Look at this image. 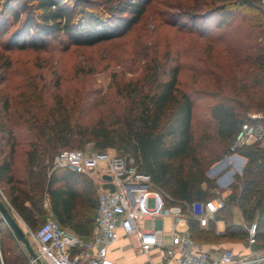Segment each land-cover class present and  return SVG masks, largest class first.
I'll use <instances>...</instances> for the list:
<instances>
[{
  "label": "trees",
  "instance_id": "obj_1",
  "mask_svg": "<svg viewBox=\"0 0 264 264\" xmlns=\"http://www.w3.org/2000/svg\"><path fill=\"white\" fill-rule=\"evenodd\" d=\"M150 1L0 0V34L2 38L8 36L0 46L3 45L5 52L27 47L41 50L54 39L66 46H94L125 35L142 19ZM164 1L161 4L166 8L163 11L166 21L182 27L190 22L195 28L199 21L207 22L214 14L228 16L243 10L261 11L253 0ZM19 22L20 26L14 28ZM253 44L255 51L245 54L244 58L256 72L244 84L249 88L264 87V41ZM9 61L10 57L6 56L0 67L8 65ZM179 70V66L169 69L164 66L160 72L156 65L147 68L148 72L132 85L131 107L122 119L119 117L113 125L102 119L90 129L79 131L71 125L73 103L51 105L46 113L35 112L34 102L27 93L22 94L19 101L9 93L0 95V188L8 202L1 196L0 201L35 232L47 220L49 213L44 201L49 198L52 216L63 227L88 238L97 209L94 185L83 174L66 168L53 169L51 164L58 151L74 144L83 146L87 141L92 142L97 151L115 148L129 154L127 145L132 144L140 170L150 174L156 184L177 200L192 204L213 198L209 190L214 185L206 176V166L219 157L209 159L204 155V150L210 146L208 135L196 138L194 98L192 93L181 91ZM1 80L4 81V77ZM12 106L16 111L21 109L17 121L8 124L2 114L9 112ZM243 106L237 99L222 96L209 108L217 137L223 144V154L229 152L241 124L248 118ZM255 106L264 109V94ZM238 153L246 158L243 188L239 193L238 185H234L235 190L226 198V207L238 202L245 219L257 220L258 240L264 232V147L256 142L239 147ZM223 211L217 213L218 218L225 217ZM190 231L201 241L199 237L204 228L199 227L197 221H190ZM243 235L241 225L231 223L223 236ZM0 264H30L25 246L2 216Z\"/></svg>",
  "mask_w": 264,
  "mask_h": 264
},
{
  "label": "rangeland",
  "instance_id": "obj_2",
  "mask_svg": "<svg viewBox=\"0 0 264 264\" xmlns=\"http://www.w3.org/2000/svg\"><path fill=\"white\" fill-rule=\"evenodd\" d=\"M162 1L151 0L142 19L125 35L94 46H66L59 39H54L50 40L45 49L27 47L24 50L5 52L1 45L0 65L6 56L10 57V61L8 65L0 67V80L4 77V81H0V95L9 93L19 101L22 94L27 93L34 102L32 107L35 112L46 113L51 105L62 103L61 106H67L73 103L71 125L75 131H79L90 129L102 119L110 125L116 124L119 117L122 119L131 107L129 97L134 95L131 94L132 85L147 68L156 65L160 72L164 66L167 69L179 66L180 89L192 93L194 98L193 129L196 138L208 135L210 146L204 150V155L209 159L219 157L206 166V176L214 185L209 193L212 197L227 198L235 190L234 185H238L239 193L242 191L246 161L241 170L237 169L239 165L234 167L233 173L232 166L221 162L227 153L222 152L223 144L217 137L209 108L219 97L224 96L237 99L247 106V109L243 106L246 117L264 113V109L255 106L263 97L264 87L249 88L244 84L256 72L244 55L255 51L253 43L264 41V0H253L260 12L243 10L228 16H224V13L214 14L207 22L199 21L195 28H192L190 22L182 27L166 21L167 16L163 15L166 8L161 4ZM18 26L20 22L14 28ZM14 28L10 27L12 30ZM7 37L2 38L0 34V44ZM18 111L12 106L9 112H4V122L15 123ZM127 146L135 159L133 145ZM261 146L264 147V143ZM63 149L95 150L93 143L88 141L83 146L74 144ZM222 175L226 177L225 183L226 180L232 181L231 187L218 181ZM203 187L206 188V183ZM94 189L97 197L95 186ZM0 196L8 202L1 188ZM239 210L238 202L230 203L222 215L225 220L231 221V216ZM48 218L51 215L45 220ZM253 221L257 220L250 222L243 217L242 237L226 238L224 234L217 235L209 225L199 238L204 244L216 248L214 251L211 249L215 256L230 248L224 245L227 243L239 244L244 249L249 245L244 225ZM19 223L35 247L29 227L20 218ZM145 225L147 228L152 227V220H146ZM169 230L170 217L166 216L164 231L167 233ZM165 237L168 238V235ZM258 241L254 249L264 252V232Z\"/></svg>",
  "mask_w": 264,
  "mask_h": 264
},
{
  "label": "built area",
  "instance_id": "obj_3",
  "mask_svg": "<svg viewBox=\"0 0 264 264\" xmlns=\"http://www.w3.org/2000/svg\"><path fill=\"white\" fill-rule=\"evenodd\" d=\"M256 142L264 143V113L248 116L221 162L232 166V173L237 165L241 170L246 158L238 153V148ZM51 164L53 169L66 168L88 177L97 190V209L92 233L86 240L54 218H48L35 232L29 229L37 256L46 264H114L109 248L121 237L130 236L138 238V254L163 249L162 263L264 264V252L254 249L258 244L257 221L244 225L248 233L247 252L228 248L212 257L191 234L190 221H197L201 228L208 227L226 207V198L217 196L192 204L177 200L156 184L150 174L140 170L136 159L124 149H62L53 155ZM225 179L222 175L218 181L231 187L232 181L225 183ZM166 216L170 217L167 233ZM146 220H152V227H146ZM181 223L186 225L185 229L178 228ZM214 232L220 233L217 228ZM30 264H38L36 258L30 256Z\"/></svg>",
  "mask_w": 264,
  "mask_h": 264
},
{
  "label": "crops",
  "instance_id": "obj_4",
  "mask_svg": "<svg viewBox=\"0 0 264 264\" xmlns=\"http://www.w3.org/2000/svg\"><path fill=\"white\" fill-rule=\"evenodd\" d=\"M44 205H45V207H46V209H47V211L49 213L48 215H51V218L56 219L50 213L49 198L45 199ZM215 218H216L215 220L211 221L210 228H211L212 232L214 231L215 228H217L220 231V233H216L215 232L217 235L224 234L226 226L228 224H231V223L238 224V225H242L243 224V215H242L241 210H239L236 214L231 216V221H229L228 219L225 220L224 218L220 219V218L217 217V214H216ZM220 224H222V225L219 226ZM178 228L181 229V230L185 229L186 225L181 223V224L178 225ZM68 231H70V230L68 229ZM70 232H72V231H70ZM82 239L86 240L88 238H84L83 237ZM165 241H166V243H168V238L165 237ZM138 243H139V241H138V238L136 236L121 237L116 244L112 245L109 248V254H110L111 258L113 259L114 264H177L175 262L162 263L161 260H162L164 251L161 248H156V249L152 250L149 254H138L137 250H136V247H137ZM224 245L226 247H230V248L233 247L234 251L240 252V253L247 252V250L249 248V245L245 246L244 249L241 248L242 246L239 245V244L230 245L229 243H227V244H224ZM204 246L209 251V253H210V255L212 257H216L214 255V253H212V251H214V248H215V247H213V245L204 244ZM211 249H212V251H211Z\"/></svg>",
  "mask_w": 264,
  "mask_h": 264
},
{
  "label": "water",
  "instance_id": "obj_5",
  "mask_svg": "<svg viewBox=\"0 0 264 264\" xmlns=\"http://www.w3.org/2000/svg\"><path fill=\"white\" fill-rule=\"evenodd\" d=\"M0 214L2 218L7 222V224L9 225V227L15 234L16 238L25 245V248L27 252L29 253V255L33 258H36L38 264H46L37 256V253L34 247L32 246L29 238L27 237L23 227L19 223V220L8 211L7 207L1 201H0Z\"/></svg>",
  "mask_w": 264,
  "mask_h": 264
}]
</instances>
